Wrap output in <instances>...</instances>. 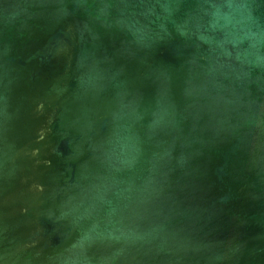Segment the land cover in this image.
<instances>
[{
  "label": "water",
  "instance_id": "1",
  "mask_svg": "<svg viewBox=\"0 0 264 264\" xmlns=\"http://www.w3.org/2000/svg\"><path fill=\"white\" fill-rule=\"evenodd\" d=\"M0 264H264V0H0Z\"/></svg>",
  "mask_w": 264,
  "mask_h": 264
}]
</instances>
